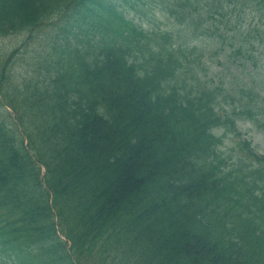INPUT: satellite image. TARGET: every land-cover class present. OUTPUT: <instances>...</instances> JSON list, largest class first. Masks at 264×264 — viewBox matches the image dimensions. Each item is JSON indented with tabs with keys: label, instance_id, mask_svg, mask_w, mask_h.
Wrapping results in <instances>:
<instances>
[{
	"label": "trees",
	"instance_id": "1",
	"mask_svg": "<svg viewBox=\"0 0 264 264\" xmlns=\"http://www.w3.org/2000/svg\"><path fill=\"white\" fill-rule=\"evenodd\" d=\"M122 1L0 0V35L48 22L84 33L72 47L54 39L50 66L24 83L11 57L0 63V97L18 118L0 108L1 264H264V155L246 154L226 119L264 131V34L248 39L241 22L262 29L264 0H159L209 39L180 57L169 32L137 39ZM228 48L260 89L224 84L223 116L202 77ZM200 197L214 218L204 203L190 215Z\"/></svg>",
	"mask_w": 264,
	"mask_h": 264
},
{
	"label": "rangeland",
	"instance_id": "2",
	"mask_svg": "<svg viewBox=\"0 0 264 264\" xmlns=\"http://www.w3.org/2000/svg\"><path fill=\"white\" fill-rule=\"evenodd\" d=\"M137 17L145 19L140 12H133ZM51 24L40 29H32V31H24L23 33H14L7 36H0V63L4 64L7 54L10 53L15 47L20 46V52L17 54L11 66L13 77L17 82H25L29 78L37 66H40V61H45L49 64V56H46V51L50 47L52 39L49 34L51 33ZM146 27L149 23L144 22ZM55 39V38H54ZM18 46V47H19ZM44 56V59L42 58ZM45 64V63H44ZM235 69V68H234ZM13 115L14 112H11ZM260 142L264 147V136L260 138Z\"/></svg>",
	"mask_w": 264,
	"mask_h": 264
}]
</instances>
